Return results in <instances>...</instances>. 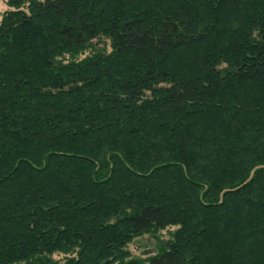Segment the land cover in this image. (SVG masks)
I'll list each match as a JSON object with an SVG mask.
<instances>
[{
  "label": "trees",
  "instance_id": "16d2710c",
  "mask_svg": "<svg viewBox=\"0 0 264 264\" xmlns=\"http://www.w3.org/2000/svg\"><path fill=\"white\" fill-rule=\"evenodd\" d=\"M8 5L0 264H264V0Z\"/></svg>",
  "mask_w": 264,
  "mask_h": 264
},
{
  "label": "rangeland",
  "instance_id": "374dc122",
  "mask_svg": "<svg viewBox=\"0 0 264 264\" xmlns=\"http://www.w3.org/2000/svg\"><path fill=\"white\" fill-rule=\"evenodd\" d=\"M8 1L0 0V21L4 12L10 9ZM175 229L176 227H170L156 233H148L135 238L127 247L131 258L146 260L158 254L164 246L163 243L170 239L171 232ZM53 257L55 259H62L64 255L54 254Z\"/></svg>",
  "mask_w": 264,
  "mask_h": 264
}]
</instances>
